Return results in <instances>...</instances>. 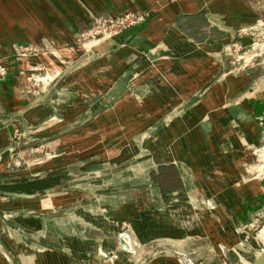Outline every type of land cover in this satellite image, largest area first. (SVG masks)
Here are the masks:
<instances>
[{
  "label": "crops",
  "instance_id": "crops-1",
  "mask_svg": "<svg viewBox=\"0 0 264 264\" xmlns=\"http://www.w3.org/2000/svg\"><path fill=\"white\" fill-rule=\"evenodd\" d=\"M5 1L13 4V0H0V47L5 51L17 41L34 43L45 38L55 43L59 37L68 41L73 35L91 34L100 14L150 13V18L142 28H130L116 41L103 44L100 49L106 51L73 59L85 58L87 65L77 66L79 61L76 69L64 67L60 73H67L49 92L55 99L54 112L41 103L25 115L13 113L11 85L0 86V180L36 178L0 185V190L36 194L54 189L34 199L0 202V264H103L110 251H116L114 262L127 261L141 251L133 239L126 238L117 257V222L130 219L136 224L140 215L159 216L163 228L168 227L169 215L156 209L166 210L171 202L193 201L194 217L196 221L203 218L201 230L210 236L223 226L233 229L250 222L264 208V189L254 193L252 189H259L256 182L238 184L252 153L244 145L254 142L264 122L251 109L254 105L248 95L237 109L216 108L227 105V98L238 87L247 89L250 82V78L236 82L231 73H224L219 48L227 43L251 44L247 32L264 21V0H32L49 24L25 0H16L23 10L15 7L18 11L12 14ZM0 63L6 67L10 60L0 59ZM219 76L226 80L218 82ZM203 89L209 92L195 102ZM144 93L147 98L141 107L137 99ZM242 109L251 114L238 115ZM146 111L150 119H144ZM207 117L213 125L203 124ZM248 118L255 121L247 124ZM149 121H160L159 135L150 136ZM30 124L45 125L48 133L40 127L35 135L40 141L32 148L20 146L21 136L12 143L14 129ZM239 128L245 141L237 138ZM197 135L211 143L195 145L193 167L187 169L181 155L186 142L191 144ZM225 137L231 138L233 146L229 161L223 159ZM53 138L58 141L53 143ZM148 155L152 158L142 183L132 178L133 165L125 168L129 171L125 181L117 183V169L124 173L121 168L133 158ZM58 171L64 179H56ZM43 180L58 183L42 191L26 190ZM18 186L21 189L16 190ZM223 186L228 189L211 198L217 206L207 224L205 217L210 213L202 196L215 194V187ZM180 224L191 226L187 221ZM211 242L221 252L219 264L245 260L240 254L223 253L239 243L235 232L224 237L216 234ZM152 264L178 263L163 256Z\"/></svg>",
  "mask_w": 264,
  "mask_h": 264
},
{
  "label": "rangeland",
  "instance_id": "rangeland-1",
  "mask_svg": "<svg viewBox=\"0 0 264 264\" xmlns=\"http://www.w3.org/2000/svg\"><path fill=\"white\" fill-rule=\"evenodd\" d=\"M25 2L33 9L34 12H36L38 17L42 16L44 18L42 21L47 22V20H45V15L41 14L43 11L39 13L32 0H25ZM4 4L10 10L11 14L18 11L15 7H18L20 11L23 10L16 0H13V4H10L8 1H5ZM52 6L54 10L57 11L55 5L52 4ZM57 14H60V12L57 11ZM1 15L0 11V18ZM96 17L97 21L94 24L95 29L91 34L73 35L72 37H69L68 41L59 37V39L55 40V43L45 38H43L40 42L35 41L34 43H19L17 41L13 42V47H10V50L8 49V51L6 50L7 52L5 49L0 47V59L10 60V63H5L6 67L9 65L10 69H6L4 64L0 63V86L8 84L10 87L11 85V96L14 102L10 109L13 113L19 112L25 115L29 110H32L35 105H39L41 103L45 106V108L52 109L54 112V107L56 106L55 99H51L49 97V92L55 83L62 80L67 73H60V71L66 66L69 67L68 69H76L77 66H80L81 64L87 65L88 61H86L85 58H83V61L80 59L75 61L73 59L78 58L84 53L85 57H88L89 55L93 57V54H97L98 51H106L100 49L103 44L109 43L110 41H116L117 36L130 28H142L149 20L150 13H127L119 17L104 16L103 14H100ZM101 18L102 20L100 21ZM117 18H120L119 25H117ZM110 20H113V23L109 22ZM98 21H100V23ZM247 33L252 38L250 45L245 47L240 43H237V45L235 43H227L219 48L218 54L219 57L222 58L219 62L225 68V74L231 73V76H233L236 82L249 78L250 82L247 85V89L242 90L241 87H238L234 91V94L227 98V105L216 106V108L218 110H226V108L237 109L239 102L248 95V101L254 105L251 109L259 117V119L264 122V27L248 31ZM77 48L83 49V51L80 52ZM77 62H79V64L75 66ZM12 66L14 67L12 68ZM12 69L17 70L16 72H11ZM37 69H40V72L36 71ZM53 70H58V72L55 74ZM49 76H52V79H47ZM147 76L149 75L147 74ZM54 77H57V79L52 83L51 81ZM218 79V82H222L226 80V77L219 76L217 80ZM208 92L209 91L207 89L201 90L199 95L196 96L195 102L202 99ZM133 94L137 96L136 91ZM145 95L146 94L144 93V95H142L139 99L134 97L140 102L141 107L142 101L147 98ZM255 103L260 104L259 106H256ZM229 112L232 114L235 113L231 110H229ZM146 113L147 117H144V119H150L151 115L147 111ZM246 114L250 115L251 113L246 109H242L238 112V115L240 116L243 115L246 117ZM253 119L254 118H248L247 124L255 121ZM143 123L146 124L145 121H143L142 124ZM147 124L149 126L148 132L150 133V136L160 134V121H149ZM203 124L213 125L214 123L209 117H207L203 121ZM40 127L41 126L35 124H30L26 125L25 129H21V127L19 128L17 126L14 129V135L16 138L13 139L12 143L19 142L18 139L20 138L19 136H21L20 146L22 148L23 146L27 149L35 147L36 142L40 141L39 138H37L39 136H35L39 135L38 131L40 130ZM77 127H81V123L80 125H77ZM41 128V130L45 132L49 130V127L46 128L45 125ZM259 128V133L256 134L254 142L244 145L245 150L252 153L246 158L248 161L244 164V173L238 176L240 179L238 184L243 183L244 186H246L248 183H258H255V186L259 187V189L256 188L254 190L251 188V191L254 193H256L257 190L259 191L261 189L263 191L264 189V123ZM241 129L242 128L238 129L237 138L239 139L242 137L240 140L245 141V139H243L245 138V135L242 134ZM201 137L202 136L197 135L196 137L191 138V144H188L187 142L185 144L186 149L184 154L181 156L185 158V166L187 169H189V166L191 168L193 167L192 164L194 162V158H191V155L195 145L198 144L203 147L205 145L207 147L211 143L210 139L203 137V140H201ZM57 141V138H53L52 140L53 143H56ZM222 142L225 143L224 147L226 151L223 159L225 161H229L232 159L231 156H233V154L230 153L231 150L233 151L231 138L225 137ZM141 145L143 147L144 144L142 143ZM140 147L141 146H139V148ZM140 151L141 149L139 152ZM151 158V155L133 158L129 164H126L127 166H124L121 169L124 170L130 165H133V170L130 171V174H132V178L133 176L137 177L136 180L138 181V184H140V182L142 183L145 179L147 168L150 167L149 160ZM186 159H189L190 161ZM224 165L226 167V164ZM12 171L15 172L16 170L12 169ZM128 172L129 171L125 169L124 173H119L117 169V183L119 181L124 182L125 177L129 176ZM55 175L58 180L61 178L64 179L61 171H58ZM35 188V186H29L26 187V190L34 192L36 190ZM15 189H21V186L15 187ZM215 189L216 190L213 191L215 194L207 193L211 197L202 196V199L205 200L208 206L207 212L208 214L210 213V216L205 217L207 224H209L212 219L213 209L217 206L215 200L211 198L228 188L223 186L218 188L215 187ZM5 201L13 203L16 200L0 197V202ZM128 203L129 202H127V204L124 203L123 206L125 208L129 207ZM167 206V211L164 209H156V211L160 214L161 212H164L169 215L168 219H166L169 223L168 227L163 228V223L159 216L154 219H146L140 215L138 219H135L137 220L136 224L131 223V221H129L130 219L117 222V230L120 234L119 239H117V257L120 251L119 248L124 245L123 240L126 238L134 240L141 251V255L135 254L133 256H128L127 261L121 259L120 262H114L113 259H115L116 251H110L107 253L103 251L106 253L103 264H152L158 258L163 256L171 257L178 264H219L217 255L221 252L218 251L217 244L214 246L211 240L213 236L216 237V234L219 237H224V235L229 234V232H235L239 243L237 245H233L232 247L230 246L225 248L223 253L229 252L233 253L235 256H237V254L242 255L245 260L240 261V259H238L240 264L252 263L264 249V208L256 212L251 217L250 222L240 224L237 228L233 229L223 226L221 230H218V233L210 236L201 230L202 224L200 220L203 223V218L196 221V218L194 217V214H196L195 212L197 211L195 208L196 205H194L193 201H187V203L171 202ZM177 208L179 211H177ZM142 213H144V211ZM183 221L191 223L189 229L182 227L180 222ZM146 222L153 223V225H146ZM165 225H167V222ZM199 230H201V232ZM140 257L144 260L141 261Z\"/></svg>",
  "mask_w": 264,
  "mask_h": 264
},
{
  "label": "water",
  "instance_id": "water-1",
  "mask_svg": "<svg viewBox=\"0 0 264 264\" xmlns=\"http://www.w3.org/2000/svg\"><path fill=\"white\" fill-rule=\"evenodd\" d=\"M36 178H29V179H14V180H0V185H11V184H17L24 181H33ZM54 189H47L42 191L41 193L36 194H27V193H17V192H9V191H3L0 190V196L7 197V198H19V199H34L38 196L52 193ZM250 264H264V249L261 251V253L255 258V260Z\"/></svg>",
  "mask_w": 264,
  "mask_h": 264
},
{
  "label": "trees",
  "instance_id": "trees-1",
  "mask_svg": "<svg viewBox=\"0 0 264 264\" xmlns=\"http://www.w3.org/2000/svg\"><path fill=\"white\" fill-rule=\"evenodd\" d=\"M55 181V182H54ZM53 182H48L46 183L45 180L41 181V182H38V184H35V183H32L31 186H35L36 190L39 189V190H44V189H47V188H50L52 187L53 185H56L58 183V180H54Z\"/></svg>",
  "mask_w": 264,
  "mask_h": 264
},
{
  "label": "built area",
  "instance_id": "built-area-1",
  "mask_svg": "<svg viewBox=\"0 0 264 264\" xmlns=\"http://www.w3.org/2000/svg\"><path fill=\"white\" fill-rule=\"evenodd\" d=\"M101 20H102V18L100 19V21ZM100 21H98V22L100 23ZM109 22L113 23V20H110ZM131 23H134V22H131ZM119 24H120V18H117V25H119ZM261 27H264V22L263 21H258V23L255 26L251 27L248 31H253V30H256L257 28H261Z\"/></svg>",
  "mask_w": 264,
  "mask_h": 264
}]
</instances>
